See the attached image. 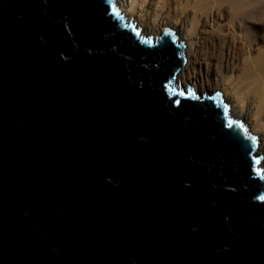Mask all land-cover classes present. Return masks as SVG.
Returning <instances> with one entry per match:
<instances>
[{
    "label": "water",
    "instance_id": "obj_1",
    "mask_svg": "<svg viewBox=\"0 0 264 264\" xmlns=\"http://www.w3.org/2000/svg\"><path fill=\"white\" fill-rule=\"evenodd\" d=\"M126 19L0 0V264H264L258 136Z\"/></svg>",
    "mask_w": 264,
    "mask_h": 264
},
{
    "label": "bare ground",
    "instance_id": "obj_2",
    "mask_svg": "<svg viewBox=\"0 0 264 264\" xmlns=\"http://www.w3.org/2000/svg\"><path fill=\"white\" fill-rule=\"evenodd\" d=\"M141 11L144 34L152 22L155 37L171 25L187 43L174 83L201 95L222 91L229 117L258 136L254 157L264 169V0H143Z\"/></svg>",
    "mask_w": 264,
    "mask_h": 264
},
{
    "label": "rangeland",
    "instance_id": "obj_3",
    "mask_svg": "<svg viewBox=\"0 0 264 264\" xmlns=\"http://www.w3.org/2000/svg\"><path fill=\"white\" fill-rule=\"evenodd\" d=\"M115 2H116V5L118 7L119 14L127 17V19L125 20L126 22H129L131 20V17L133 18L132 22H133V24H135V26H134L135 30L140 29V34H139L140 37H149L155 42H156L157 38H161L162 37V36H160V37H155L154 36V32H155L154 30H157L158 27H157V25L155 23L153 24V22H152L151 27H150V29L153 28L152 29V33L151 32H149L148 34H146V33L144 34L143 33L144 29H145V18L143 16V12L141 11L142 10V2H143V0H127V2H126V0H115ZM129 8H131V11L126 12V10L127 11L130 10ZM167 29L174 33V37L177 39V44L183 43V46L186 47V44H187L186 41H180L179 40L180 38L178 37V35L176 34L174 28L171 25H169L167 27ZM183 55H184V51H183ZM175 83H176V80H175ZM175 83H174V86H175V88L178 91L187 92V87L179 86V85H176ZM189 87L193 89L194 95H199L200 97H203L204 94H202V95L198 94L197 92H195L194 87H192V86H189ZM219 93L222 94L221 95V99L226 102V100L224 99V93L222 91L219 92ZM212 94L214 95V93H212ZM208 96H211V94L207 93V97ZM226 103H227V105L229 106V109H230V104H228V102H226ZM232 120L238 122V120H236V119L232 118ZM247 128H248V126H247ZM259 166H260V171L264 175V169L261 167L260 162H259Z\"/></svg>",
    "mask_w": 264,
    "mask_h": 264
},
{
    "label": "snow or ice",
    "instance_id": "obj_4",
    "mask_svg": "<svg viewBox=\"0 0 264 264\" xmlns=\"http://www.w3.org/2000/svg\"><path fill=\"white\" fill-rule=\"evenodd\" d=\"M262 199H264V197H262Z\"/></svg>",
    "mask_w": 264,
    "mask_h": 264
},
{
    "label": "clouds",
    "instance_id": "obj_5",
    "mask_svg": "<svg viewBox=\"0 0 264 264\" xmlns=\"http://www.w3.org/2000/svg\"><path fill=\"white\" fill-rule=\"evenodd\" d=\"M135 29V28H134Z\"/></svg>",
    "mask_w": 264,
    "mask_h": 264
}]
</instances>
